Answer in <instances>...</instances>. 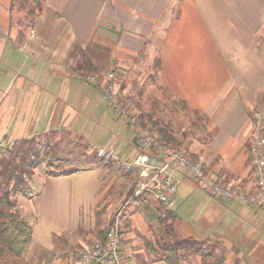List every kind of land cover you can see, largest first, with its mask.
<instances>
[{
  "label": "crops",
  "instance_id": "0c3cea01",
  "mask_svg": "<svg viewBox=\"0 0 264 264\" xmlns=\"http://www.w3.org/2000/svg\"><path fill=\"white\" fill-rule=\"evenodd\" d=\"M41 2L30 23L15 0H0V142L6 146L0 173L14 149L49 134H56V145L98 160L63 171L47 165L32 183L24 210L33 228L31 264H77L123 206L122 251L130 264H170L163 235L173 242L197 240L226 264H264V205L219 201L190 170L171 171L179 188L168 211L151 194L130 199L129 175L88 152L98 149L92 139L106 129L110 107L85 79L89 64L118 72V93L141 114L176 103L181 111L170 109L186 114L190 126L182 132L172 121L159 126H169L186 154L219 183L249 195L256 188L249 115H264V0ZM140 66L159 91L149 98V109L144 89L128 85V75ZM116 137L101 149L124 156ZM127 145L125 161L149 153L135 135ZM180 251L184 264H208Z\"/></svg>",
  "mask_w": 264,
  "mask_h": 264
},
{
  "label": "built area",
  "instance_id": "2783aa9c",
  "mask_svg": "<svg viewBox=\"0 0 264 264\" xmlns=\"http://www.w3.org/2000/svg\"><path fill=\"white\" fill-rule=\"evenodd\" d=\"M117 75L114 73L104 77L102 84L103 96L105 100L113 106L114 112L119 119L124 118L129 127L133 128L138 141L145 150H154L153 153H142L131 161H125L111 149H101L98 155L102 158L111 159L116 165L129 175L134 184L130 199L135 200L146 194L153 195L165 207H172V197L177 193L179 184L171 176L172 170H190L197 185L207 194L219 199L222 202H235L242 205H264V135L261 133L264 127L261 126V116L258 112H253L252 117L259 119L257 124L254 120L253 126L256 129L255 135L251 138L252 146L250 150L251 165L254 170L256 180V190L251 194H243L232 190L219 183L209 174L203 163L192 161L184 150L176 148H161L158 137L149 129L144 128L125 103L111 95V85ZM90 85H97L102 78L94 75L85 77ZM100 89V88H99ZM138 125V126H136ZM264 126V125H263ZM5 144L0 142V152L5 149ZM155 151H159V155ZM121 214L122 212H118ZM116 217L115 222L110 226L107 235L103 240H96L87 249L80 252L83 264H130L128 257L121 249V218Z\"/></svg>",
  "mask_w": 264,
  "mask_h": 264
},
{
  "label": "rangeland",
  "instance_id": "374dc122",
  "mask_svg": "<svg viewBox=\"0 0 264 264\" xmlns=\"http://www.w3.org/2000/svg\"><path fill=\"white\" fill-rule=\"evenodd\" d=\"M15 1H16L15 5H16L17 9L25 10L27 12V14H28V17H26V20H28V22L32 23L34 21L35 15L41 9V6H42L41 0H15ZM24 18H25V16L23 17V20H24ZM146 67H147V65H146ZM143 69H144V67H141V66H140V68L139 67H134V69L132 70V74H130V76L128 75V78L130 79V80L128 79L129 80V84L128 85H129V88L134 87V85L135 86L138 85V90H140L142 88L144 89L143 91H145V92L143 93V106H144V108L149 109V107H150L149 98L151 96H153V98H154L155 95L158 97L159 91L154 88V86H153L154 84H151L152 83L151 81H147L146 80L147 79L146 74L149 75L150 71L144 70L145 73H146L145 74L143 72ZM111 73H114V74L117 75L116 79H114L112 82H110L111 95L113 97L117 96L120 101L122 100L125 103V105L130 108V110L132 111V113L134 114V116L137 119V121H136V123H137L138 122V117H139V115H141V113H139V112H137L135 110L134 106L131 105V103L128 101V99H126L125 97L123 98L118 93V90H117L118 86H117V89H116V83H117L118 78H119V73L116 72V71H105V72H102V70H101V72L91 73L89 75H94L97 78H102V81H100V83L97 85V87L100 88V91L102 93L103 92L101 90V88L103 89L102 84H104V82L107 81V80L104 79V77L106 75H108V74H111ZM129 88H128V90H129ZM123 93L124 94L127 93V90H125ZM102 95H103V93H102ZM104 102H105L106 105H108L110 107V109L108 110V113H107V121L105 123L106 129H104L101 132H98V133L95 134L97 136L96 140L92 139V141H96V143H99V144L93 145L90 142L92 146H96V147H98V149H94V148L90 147L88 149V152H95V154L99 157L98 151L101 150V148H105L106 145L110 144L111 140H109V139L112 138V136H117L116 138L118 139V143H117V147L115 146L116 150H119L120 147H122L124 156H122V155H120V156L124 157V158H129V156H128L129 153H126V149L128 148L127 143L132 142V139H133L134 135H135V138L137 139L136 133H135L133 128L129 127L128 123L126 122V120L124 118L119 119V120L116 119V117H117L116 113L114 112L113 106L108 102V100L104 99ZM156 104H158V103H156ZM163 104H165V106H164L165 108L164 109L163 108H159V111L157 109H155V110H157V112L161 111L160 114H158V116L155 118V120H157V122L161 121V122H165L167 124L170 121H172L174 123V125L172 123L171 124L173 125V127L175 126V129L178 132H182V131H184L185 127H188V125L190 126V124H189L190 121H188L187 116H185L186 114L183 115L184 114L183 113L181 115V112H179V114L176 115L174 113V110L170 109V105H173L176 108V109L175 108L174 109L176 111H179L180 108L176 106L177 105L176 103H174L173 101L170 100V102H164ZM181 108L184 109V105H182ZM180 111H181V109H180ZM252 115H253V113L251 112L250 115H249L251 123L253 124L252 120H254L255 123L257 124V122H259V119L255 120L252 117ZM182 116H184L185 118L182 117ZM260 116H261V126L264 127L263 126L264 125V115L261 113ZM136 126H138V125H136ZM165 127L170 130L169 126H165ZM147 129H149V128H147ZM256 129H257V127L253 128L252 130H250V134H251L250 137H253L255 135ZM261 133L264 135V129H263V131ZM153 134H156V133H153ZM52 136H53V138L51 139ZM85 138L88 139V137H85ZM30 141H32L34 143L33 147L37 146V148H39L41 146V148L47 149L48 156H44L43 155L44 153L41 155V157L39 156L41 161L43 160V163L39 167L34 169L32 177L27 178V180H29V182H28V186L25 187V192L20 193L16 197H12L13 199H17V206L14 208V210L19 211L20 214H22L23 217H25V212H24V210H25V202H26V200L29 199L30 191L32 192V187H34V185H32V183L33 182L35 183V180L39 177V174H41V173H43V171H45L44 170L45 166L48 165L49 168L51 170H53V171H61V170L63 171V169L66 170L65 167H64L65 165H67V169L71 170V167H73V169L74 168L86 167V166L91 165L92 162H95V160H96V162L98 160L97 158H95V160H92V158H89V157H87V155L83 154L84 152L82 153L81 151H77L76 150L77 147H74V146L71 147L70 145H63L62 143H59V144L56 145L55 142L58 141V138L56 139V134H49L48 136L35 137L32 140L26 141L25 147H27L28 145L32 144V142H30ZM114 143L112 145H114ZM251 146H252V142H251ZM169 147L185 151V148L183 146L182 147H173V146L163 147L162 146V142H161V148L164 149V148H169ZM3 150H5V149H3ZM3 150L1 152H3ZM14 150H15L14 154L17 155V159H18L20 153L22 154V152H21L20 149H14ZM250 150H251V147H250ZM152 151H154V150H150L149 152L153 153ZM155 152H156L157 155H159L158 154L159 151H155ZM185 153H186V151H185ZM186 155L188 156V154H186ZM190 159L192 161H195L192 158H190ZM10 160L11 159L8 157L7 158L8 162L5 161L3 166H2V168L3 167L4 168L7 167L8 166L7 164L9 162H11ZM252 169H253V167H252ZM253 173H254V170H253ZM14 184H15V180L14 181H10V183L7 184V183H5V179L0 176V196L4 194V192H5L4 189L5 188H12L14 186ZM255 184H256V180H255ZM255 190H256V188H255ZM233 203H235V202H233ZM240 205H242V204H240ZM246 206H256V205H246ZM1 209L2 210L3 209L4 210H8V207H6L5 205L1 204L0 205V210ZM164 210L168 211V210H170V208L169 207L168 208L165 207ZM10 211H11V209H10ZM118 211L119 212L121 211L122 213L119 214L117 212V213L114 214V217L111 220L110 226L113 224V222H115L116 217L119 214V216L121 218L120 220L122 222V224H121V234L123 235V229H122L123 228V220H124L123 216L125 215L124 206L121 207ZM4 219L7 220V217L5 216ZM106 235H107V232L105 233L104 237L101 238L100 240H103ZM173 240L174 239H172V238L168 239V237L164 236V235L161 238V241H162L164 246L165 245H168V246L173 245L174 244ZM122 241H123V237H122ZM121 249H122V244H121ZM179 255L182 256V252L181 251L179 252ZM212 260H213V258L212 259L211 258L205 259V261H207V263L211 262ZM77 261H78L77 264H80V263L83 264L82 262H84V260L81 259V258H79Z\"/></svg>",
  "mask_w": 264,
  "mask_h": 264
},
{
  "label": "trees",
  "instance_id": "16d2710c",
  "mask_svg": "<svg viewBox=\"0 0 264 264\" xmlns=\"http://www.w3.org/2000/svg\"><path fill=\"white\" fill-rule=\"evenodd\" d=\"M88 70L89 73L85 77L91 73L100 72L101 68L98 66L93 67L92 64H89ZM158 114L160 112L156 111L145 115L141 114L138 117V123L144 128H149L153 133L157 131L159 133L157 137L162 142L163 147H181V143L170 134L168 128L159 126V122L155 120ZM33 145L34 143L32 142L27 147H25V144L17 146V149H20L22 154L20 153L17 159V155L13 152L10 158L11 162L0 173V176L5 179L7 184L15 180L14 186L12 188H3L5 192L0 196V205L8 207V210H0V264H31L28 250L32 242L33 228L19 211L14 210L17 206V199L12 197L25 192V187L28 186L29 182L27 178L32 177L34 169L43 163V160L41 161L40 159L41 155L44 153V156H48L47 149L37 148V146L33 147ZM99 158H101V162L106 167H112L116 164L111 159L100 156ZM193 159L197 161L196 158ZM5 216L7 220L4 219ZM183 249L189 250L192 255L203 259L213 258L208 264H226L224 259L214 258L212 253L197 240H178L173 245H170L166 256L170 264H184L183 257L179 255L180 250Z\"/></svg>",
  "mask_w": 264,
  "mask_h": 264
}]
</instances>
